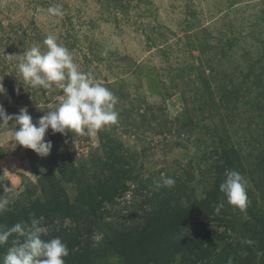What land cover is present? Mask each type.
<instances>
[{
    "label": "rangeland",
    "instance_id": "1",
    "mask_svg": "<svg viewBox=\"0 0 264 264\" xmlns=\"http://www.w3.org/2000/svg\"><path fill=\"white\" fill-rule=\"evenodd\" d=\"M56 5L63 16L49 14ZM49 34L71 51L81 71L118 97V122L94 137L49 129L45 140L52 148L46 157L16 145L14 121L0 125V196L9 199L12 211L25 204L23 192L30 193L27 202L38 200L30 183L50 169L57 171L63 161L64 172L71 161L79 172L74 180H85L93 193L105 178L110 187H121L122 171L133 179L113 202L97 197L93 209L81 201L88 199L82 191L87 188L61 183L70 204L84 208L77 225L56 214L48 227L40 217L8 250L39 229L40 236L68 239L73 244L69 253L83 254L107 230L140 224L161 193L185 203L202 200L209 186L223 180L216 167L223 143L237 152L236 171L247 182L246 213L251 215L218 198L211 205L213 214L196 221V231L215 244L213 264L237 244V256L246 264H264V249L253 247L250 254L244 249L249 246L244 241L255 236L250 230H264V0H0V84L6 90L0 105L6 114L27 108L36 123L59 106L62 90L31 88L17 71L18 55L36 45L46 51L43 40ZM209 96L214 104L204 107ZM185 110L198 127H187L181 116ZM205 124L216 138H205ZM100 137L108 146L116 144L122 160L111 172L100 170L107 159ZM162 174L175 179L173 188L158 187ZM96 219L104 232L88 235ZM88 253L93 255L91 249ZM101 258L97 264H126L112 254ZM172 264L184 263L177 255Z\"/></svg>",
    "mask_w": 264,
    "mask_h": 264
},
{
    "label": "trees",
    "instance_id": "2",
    "mask_svg": "<svg viewBox=\"0 0 264 264\" xmlns=\"http://www.w3.org/2000/svg\"><path fill=\"white\" fill-rule=\"evenodd\" d=\"M214 99L210 96L207 100L203 102L204 107L213 106ZM186 121V125L193 127H198V123L193 121V117H188V111L185 110L182 115ZM205 132V138L209 136L210 138H216V133L208 128L207 124L202 125ZM99 142L103 149L105 150V155L107 159L101 163L100 170L102 173L111 172L115 169V164L122 161L117 159L120 157L117 152L116 144L108 146L103 137L99 138ZM222 142V140H220ZM222 147V149H221ZM221 156L217 159L216 167L218 169V174L223 180L215 182V185H211L208 188V192L204 194L202 200H186L187 202L178 201V199L167 198V201H173L172 204L166 202L162 196H159L156 203H153L148 211H145L142 216V222L134 226L122 225L119 230H107L104 233L103 239L97 244L96 247H86L83 254L76 253L73 254L70 251L68 257L65 258L66 264H97V258L112 254L117 256L126 262V264H172L177 255H180L181 260L184 264H205V260H208V264H213L210 260L212 257L211 251L215 250V244L207 238H202L201 232L196 231V221L205 220L213 214L212 204L220 200H226L225 195L220 191V184L226 178L225 173L229 170H236L239 166L237 163V152L232 145L223 144L221 145ZM229 156V157H228ZM115 159V160H114ZM111 160V164L109 163ZM68 161V160H67ZM66 161H63L59 166L57 171L49 170L42 174L36 184H31L30 186L38 192L39 197L36 201L27 202L29 194H24L22 196V207L17 211H12L9 206L8 209L0 213V226L4 229L11 228L17 223H22L25 227H29L33 220H37L40 217L46 219L48 227H51L50 218L56 214L62 218H69L77 225V221L81 217L82 207L73 206L67 199V195L61 186V183L76 182L81 187L82 185L87 188L86 191L82 190L84 195L88 197L82 203L88 205L92 208L97 197L103 200L113 202L117 195L125 191V182L133 179L129 174L130 172H120L122 182L124 184L119 188H112L108 184L107 178L102 176L101 190L93 191L85 185V180L81 182L80 177L78 180H74L79 172H75V168L71 164V161L66 164V170L64 172L63 168ZM242 173V172H240ZM104 175V174H102ZM79 176V175H78ZM225 176V177H224ZM99 189V188H98ZM41 196V202L39 198ZM171 196V194H169ZM161 197V198H160ZM28 203L29 206L27 205ZM28 206V207H27ZM27 208L30 210L27 213ZM94 212V211H93ZM248 214V213H246ZM250 214V213H249ZM248 214V215H249ZM251 215V214H250ZM263 230V228H262ZM102 233L104 230L100 227L98 219L92 222V227L88 231V235L92 232ZM18 233H13L10 235L8 242L0 246V264H3L4 256L8 250V247L16 241ZM253 235L254 238H253ZM250 236L254 243L245 249L247 254H250L254 249L253 247H258L259 249H264V230L260 232H255L250 230ZM42 240L48 241L51 239V235L40 236ZM61 239V238H60ZM63 243H66L67 247L72 248L73 244L68 243V239L62 238ZM14 241V242H12ZM235 247V248H233ZM231 247L230 251H225L222 255L221 263L215 264H229V258L232 260V264H246V258H239L237 255L239 253V244ZM91 249L93 255H89L88 251ZM188 256H194V260ZM224 256V257H223ZM204 260V261H203Z\"/></svg>",
    "mask_w": 264,
    "mask_h": 264
},
{
    "label": "clouds",
    "instance_id": "3",
    "mask_svg": "<svg viewBox=\"0 0 264 264\" xmlns=\"http://www.w3.org/2000/svg\"><path fill=\"white\" fill-rule=\"evenodd\" d=\"M48 12L52 16H63L61 6H50ZM46 51L39 45L25 49L17 71L23 82L34 89L51 90L53 87L62 90L60 104L54 109H49L36 123L27 108H21L19 114H6L0 105V125L8 126L9 121H14V140L16 145L31 149L40 157L50 154L52 143L45 140L49 129L62 135L67 132L80 136H96L99 131L109 128L118 122L119 113L115 110L118 97L101 82H94L91 73L80 70L74 62L71 51L58 43L54 34H49L43 40ZM107 55V52L104 53ZM0 84V94L5 93ZM19 125V128H16ZM226 178L220 184V191L225 195L227 203L246 214L248 195L246 180L236 170H229ZM176 181L172 177L162 174L161 183L158 185L171 189ZM10 188H5V193ZM10 201L5 196H0V213L8 209ZM223 204L219 205L217 212ZM38 221L33 220V227ZM37 229L28 234L24 242H16L3 259V264H66L65 258L69 256V249L59 237L48 241L40 238ZM18 233L25 235V227L17 223L11 228L4 229L0 226V246L8 242L10 235ZM251 246L254 241L245 240ZM229 264H232L229 258Z\"/></svg>",
    "mask_w": 264,
    "mask_h": 264
}]
</instances>
